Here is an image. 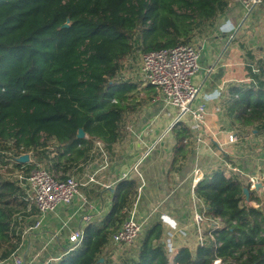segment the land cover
<instances>
[{"label": "trees", "instance_id": "16d2710c", "mask_svg": "<svg viewBox=\"0 0 264 264\" xmlns=\"http://www.w3.org/2000/svg\"><path fill=\"white\" fill-rule=\"evenodd\" d=\"M228 3L0 0V171L27 175L44 164L64 180L74 163L87 160L94 144L111 150L139 94L149 89L156 94L151 86L139 89L138 83L121 80L123 63L134 52L192 43ZM247 72L250 82L227 90L224 111L232 127L258 135L264 133V58L251 62ZM176 125L181 149L189 131ZM79 130L85 138L78 139ZM50 140L57 144L53 151ZM23 155L29 156L25 163L18 161ZM239 177L218 170L195 185L205 217L220 222L213 226V239L194 254L181 248L169 259L160 243L161 225L154 224L133 256L115 263L104 255L137 194L135 182L123 180L102 225L88 226L80 246L55 264H264V184L261 194ZM26 191L17 179L0 174V262L19 248L13 220L26 209Z\"/></svg>", "mask_w": 264, "mask_h": 264}, {"label": "crops", "instance_id": "0c3cea01", "mask_svg": "<svg viewBox=\"0 0 264 264\" xmlns=\"http://www.w3.org/2000/svg\"><path fill=\"white\" fill-rule=\"evenodd\" d=\"M199 33H203L201 37L204 36L192 43L199 50L198 72H203V75L199 79L201 83L197 84L199 95L194 105L203 106L208 111L205 130H192V121L188 116L180 119L175 123L178 124L177 128L183 126L189 131V136L179 149L181 145H178L172 129L178 110L165 105L155 88V95L151 89L141 92L139 95H144L145 98L140 100L136 109L138 111V107L144 104L146 111L133 119L127 118L136 112L135 109L123 117L118 143L111 150L94 144L87 160L74 163L73 168L66 173V177H73L82 184L80 196L74 198L71 204H60L55 210L41 217H37L34 207L31 205L29 208L27 204L23 212L31 213V219H40L41 225L30 235L21 237L16 234L19 248L15 256L22 257L26 264H55L78 248L80 244L70 242L69 235L79 232L84 237L88 226L102 225L113 205L115 191L123 181L120 177L126 172L130 173L124 181H134L137 194L124 213L135 205V218L142 226V236L152 225H161L160 243L169 259L181 248H187L194 254L199 246L194 223L195 212L201 213L205 219L200 228L205 244L213 239V219L205 217L204 205L195 197L193 186L218 170L228 177L230 175H226L227 170L235 169L239 172L241 181L245 178L247 181L248 178H260V172H264L260 168L249 171L253 167V157L256 154L244 150L249 143L248 135L235 137L233 130L236 128L230 125L224 111L227 90L244 81L243 78H232L235 72L240 71L239 68H234L240 62L234 63L233 60L238 62V57H243L250 64V60L264 55V4L246 8L238 0H229L223 13ZM244 41H247L246 45L249 47L246 48L245 45V53H241L239 44ZM219 57L221 58L217 63ZM215 63L217 64L214 65ZM241 66L245 67V64ZM135 75L138 76L139 89L148 86L141 81L138 69ZM196 78H199V74ZM128 123L129 128L126 127ZM229 136L235 137V143L228 142ZM252 136L258 138L255 134ZM138 162L140 163L136 171H132ZM91 177L94 182H88ZM21 228L26 229L25 225ZM29 245L30 252L27 251ZM35 247L44 253L34 254ZM104 250V255H109L110 259L123 258L118 256L116 245L110 239ZM44 258L49 259L42 262ZM4 264L11 262L9 260Z\"/></svg>", "mask_w": 264, "mask_h": 264}, {"label": "built area", "instance_id": "2783aa9c", "mask_svg": "<svg viewBox=\"0 0 264 264\" xmlns=\"http://www.w3.org/2000/svg\"><path fill=\"white\" fill-rule=\"evenodd\" d=\"M238 1L246 8L264 4V0ZM199 57V50L193 43L180 44L171 48H162L144 53L140 56L138 65V74L141 81L155 88L159 93L160 100L165 105L172 106L178 110V117L172 125L177 123L182 117L188 116L192 121L191 128L195 132L205 130L208 115V111L203 106L194 105V101L199 94V88L193 84L192 80L199 69ZM228 142L235 143V137L229 136ZM97 145L101 147V144L97 143ZM139 163L135 164L132 171H136ZM129 173H123L120 179H128ZM14 175L19 184L28 189L25 200L28 207L31 205L34 207L37 217L52 212L60 204L69 205L74 198L80 196L82 184L70 176H67L64 180H60L44 168L34 169L27 175L23 172H17ZM88 180V182H94L92 177ZM262 181H264V175L257 179L251 178L250 189H254ZM87 206L89 205L87 204ZM126 215V219L120 228L110 237V242L116 246H131L142 233V226L135 218L134 204L126 212ZM204 221L205 219L201 213H194V223L198 232L199 246L205 244L203 232L200 230ZM219 222L218 219L213 220V226H216ZM40 225L41 221L37 218L28 227V231L33 232L39 229ZM68 239L70 242L78 245L82 243L83 235L79 232H72ZM9 260L11 264H26L25 260L22 257L15 256V253L6 261ZM6 261H2L0 264H4ZM220 263V260L213 262V264Z\"/></svg>", "mask_w": 264, "mask_h": 264}, {"label": "rangeland", "instance_id": "374dc122", "mask_svg": "<svg viewBox=\"0 0 264 264\" xmlns=\"http://www.w3.org/2000/svg\"><path fill=\"white\" fill-rule=\"evenodd\" d=\"M202 34L197 35V37L194 39V41H198L200 38H202L204 36L203 35L201 37ZM235 42H236V40H235ZM246 42L247 41H244L243 43L241 42L239 44L241 53L242 52L245 53V48L244 47L247 44ZM248 47L249 46L246 45V48H248ZM141 55H142V53H140V52H134L123 63L122 68H121L120 73H119V78L121 80H129V81H132V82H135V83H138L139 82L138 81V76L135 75V72H137L138 65H139V62H140V56ZM262 55H261V58L254 59L252 61L250 60V63L252 62V65L254 66L255 63L258 60L264 58V55L263 56ZM236 56L238 57V55H236ZM243 56H245V55H243ZM220 58L221 57H219L217 59V61H216L217 63L220 61ZM222 58L224 60L226 59L225 57H223V55H222ZM238 58H239L238 62L236 60H233V62L234 63H239L240 62V65H234V68L235 69L236 68L237 69L239 68L240 71L235 72L234 75L232 76V78H234V79H242L243 78L244 79L243 83L247 84L248 82H250V79H249V76H248V72H247V67H248L249 63H247L246 60H244L243 57H238ZM247 58H248V55H247ZM251 58H253V57H251ZM199 60H200V58H199ZM199 60H198V64H199ZM217 63H215L214 65H216ZM243 64H245V67L244 66H241ZM246 64H248V65L246 66ZM232 67H233V65H231L230 68H232ZM253 68H255V67H253ZM199 69H200V66H199ZM199 69H198V71H199ZM198 71H197L195 77L199 74V78H196L195 79V77H194L193 80H192L193 84L194 85L196 84L195 86L197 88H198L197 84L199 85L201 83V80H199V79L203 75V72H198ZM143 98H145L144 95H139L138 96V100L136 101L137 106L140 104V100L143 99ZM143 105L140 106V107H138L139 110L137 111V109H136L135 110L136 112L133 113V114H130L127 118L132 117V119H133L134 117H137V116L143 114V112L146 111V108H144ZM186 117L187 116H184L181 119L186 118ZM126 127L129 128L130 127V123H128V125ZM126 131L128 132V129L127 128H126ZM233 131H234L233 133L236 135L235 137L241 138L244 135H248L247 138L249 139V143L245 145V147H244L245 149L244 150H249L250 152H255V154H256V157H253L254 158L253 159V162H254L253 163V167L250 168L249 171L250 172L251 171H254V169L258 170V168H260L261 171H264V133L258 134L257 135L258 138H257L255 136H252V134H250V131H248V130L243 132L242 128H240L238 126ZM47 144L49 146L48 147L49 151H53L56 148V146H57V144H56V142L54 140H50ZM96 145L97 144H95V146ZM250 162H252V159L250 160ZM38 167H40V168H46L44 164H40ZM227 171H228V173L226 175H232L233 174V176H234V175L237 174V172H236L235 169H228ZM0 174H2L4 177H7V178L16 179V176L14 175L15 173H13L11 176H9L6 173V169L5 168L1 169ZM260 174H264V172H260ZM260 174H258V175H260ZM248 175H250V174H248ZM248 177H251V176H248ZM242 181L247 186L250 184V178H248V181L246 180V178L245 179H242ZM263 184H264V181H262L260 183L261 187L259 188V190L254 187L255 191H257V192H259V193L262 194L263 193V191H262V185ZM262 196L263 195H260L261 198H262ZM253 205L255 206V203H253ZM34 220H35V217L31 219V213H29L27 211H25V212H22L21 211L20 213H18L17 214V217H15V221L13 220V223H15L14 224V229L17 232V234H19L21 237H24L26 235H30L31 232L28 231V227H30L32 225V223L34 222ZM24 225H25L26 229L25 228H21ZM19 227H20V229H19ZM141 238H142V233L140 234V237L138 238V240L133 245L128 246V247L116 246V250L118 251V256L120 255L123 258H119L118 259L116 257H113L111 260L113 262H115V263H117V262H123L124 260L128 259V257L133 256V254L135 253V250H136L137 245L140 242ZM35 248L36 249L33 252L34 254H36V253H38V254L44 253V251H41V249H39L38 247H35ZM27 251L30 252V245L28 246ZM20 252H23V251L21 250ZM28 252H25V254H27ZM47 259H49V258H44L41 261L42 262H45ZM53 264H54V262H53Z\"/></svg>", "mask_w": 264, "mask_h": 264}, {"label": "water", "instance_id": "95a60500", "mask_svg": "<svg viewBox=\"0 0 264 264\" xmlns=\"http://www.w3.org/2000/svg\"><path fill=\"white\" fill-rule=\"evenodd\" d=\"M67 25H68V24H65L64 27H67ZM83 138H85V134L83 133L82 130H79V132H78V139H83ZM28 160H29V156H28V155H23V156H21V157L18 159V161L21 162V163H25V162H27ZM260 187H261L260 184H258V185L255 186L256 189H258V188H260ZM243 193H244L245 197L248 198V189H247V188H244V189H243Z\"/></svg>", "mask_w": 264, "mask_h": 264}]
</instances>
